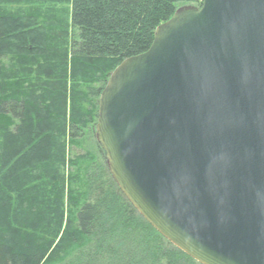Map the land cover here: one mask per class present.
Here are the masks:
<instances>
[{
    "label": "water",
    "instance_id": "water-1",
    "mask_svg": "<svg viewBox=\"0 0 264 264\" xmlns=\"http://www.w3.org/2000/svg\"><path fill=\"white\" fill-rule=\"evenodd\" d=\"M117 186L200 264H264V0H201L158 25L98 99Z\"/></svg>",
    "mask_w": 264,
    "mask_h": 264
},
{
    "label": "trees",
    "instance_id": "trees-1",
    "mask_svg": "<svg viewBox=\"0 0 264 264\" xmlns=\"http://www.w3.org/2000/svg\"><path fill=\"white\" fill-rule=\"evenodd\" d=\"M12 1L0 0V264H200L122 193L95 125L111 72L201 0H67L65 23L41 18L42 0Z\"/></svg>",
    "mask_w": 264,
    "mask_h": 264
},
{
    "label": "rangeland",
    "instance_id": "rangeland-1",
    "mask_svg": "<svg viewBox=\"0 0 264 264\" xmlns=\"http://www.w3.org/2000/svg\"><path fill=\"white\" fill-rule=\"evenodd\" d=\"M11 5H14L13 10H16L18 5V2L16 0H13L12 3H9ZM7 4V5H9ZM183 5H194L196 4H182ZM21 9L26 8V6H20ZM40 16L41 18H50V19H55L61 23H65L68 21L69 18V11H68V5H67V0H42L40 9ZM18 67V66H16ZM83 146L86 147L88 146V140L82 142ZM81 150L78 148L73 149V153H80Z\"/></svg>",
    "mask_w": 264,
    "mask_h": 264
}]
</instances>
